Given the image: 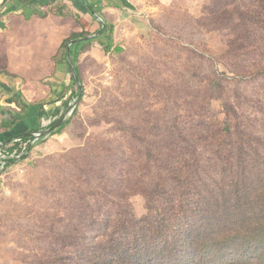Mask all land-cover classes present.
Segmentation results:
<instances>
[{
	"label": "rangeland",
	"instance_id": "1",
	"mask_svg": "<svg viewBox=\"0 0 264 264\" xmlns=\"http://www.w3.org/2000/svg\"><path fill=\"white\" fill-rule=\"evenodd\" d=\"M79 1L34 3L0 25V81L46 89L61 65L69 78L64 125L23 175L0 180V264H149L161 237L137 233L157 228V211L184 224L198 206L263 204L264 0L99 2L111 50L100 35L69 58L72 34L103 30ZM69 60L83 87L73 110Z\"/></svg>",
	"mask_w": 264,
	"mask_h": 264
},
{
	"label": "trees",
	"instance_id": "2",
	"mask_svg": "<svg viewBox=\"0 0 264 264\" xmlns=\"http://www.w3.org/2000/svg\"><path fill=\"white\" fill-rule=\"evenodd\" d=\"M85 1L88 3L87 8L100 13L96 3ZM119 1L124 7L133 8L127 0ZM77 4L80 7L78 2ZM12 9L13 6L9 7L7 13ZM106 24V29L102 30L100 35L104 36L108 43L102 42L101 46L105 52H109L112 42L107 32L110 27ZM83 36V33L72 34L64 41L62 48L68 52L70 43L78 42L71 47V54L75 57V48L80 40L87 38ZM74 67L79 73L76 64ZM261 198L263 204L258 207L236 208L234 211L226 209L221 213L204 205L198 206L190 213L192 221L184 224H177L182 216L174 221L176 216L172 217V214L169 215L166 211H157V228L150 233L145 229L137 233L143 240L150 239L151 234L153 238L161 237L160 245L147 250L151 251L149 254H155L154 257L150 256L149 264H156V256L162 258L158 264H264V197ZM217 217L222 224L216 223Z\"/></svg>",
	"mask_w": 264,
	"mask_h": 264
},
{
	"label": "crops",
	"instance_id": "3",
	"mask_svg": "<svg viewBox=\"0 0 264 264\" xmlns=\"http://www.w3.org/2000/svg\"><path fill=\"white\" fill-rule=\"evenodd\" d=\"M41 1L43 3L44 0L34 2L33 0H18L12 2V12L16 15L21 11H28L34 3L38 4ZM70 1L76 8H80L77 4L79 0ZM89 1L93 4L103 2L108 6H111V4L119 5L121 2L119 0ZM44 9H46V6ZM51 31L55 32V30ZM60 69L61 74L46 75L47 79L45 81L48 85L46 89L39 87L40 81L27 82L21 88L19 87L20 84L17 86L16 83L7 82L4 84L0 81L6 85L5 88L0 85V146L9 144L17 137H26L38 131L41 128L42 120L47 119L48 116H57V120L59 119L61 109H63L62 106L66 101L65 98H62L64 93H60V85L69 82V78H65L64 65H61Z\"/></svg>",
	"mask_w": 264,
	"mask_h": 264
},
{
	"label": "built area",
	"instance_id": "4",
	"mask_svg": "<svg viewBox=\"0 0 264 264\" xmlns=\"http://www.w3.org/2000/svg\"><path fill=\"white\" fill-rule=\"evenodd\" d=\"M11 3L10 0L6 2L0 11V25L6 24L4 16L8 14L7 10ZM56 120L57 116L43 119L41 128L38 131L26 137H17L9 144L0 146V180L5 179L9 174L18 173L23 175L25 173L33 151L50 137L51 134L45 132L51 128Z\"/></svg>",
	"mask_w": 264,
	"mask_h": 264
},
{
	"label": "water",
	"instance_id": "5",
	"mask_svg": "<svg viewBox=\"0 0 264 264\" xmlns=\"http://www.w3.org/2000/svg\"><path fill=\"white\" fill-rule=\"evenodd\" d=\"M87 7H88V3L83 0L82 1ZM91 14L96 17L101 23H102V29H106L107 27V24L104 22V20L99 16V14L95 11V10H92V9H89ZM100 35V32L95 35V36H90V37H87L85 38V40H90V39H94V38H97L98 36ZM80 41H83L80 40ZM75 43H78V42H71L70 45H69V49L71 48V46ZM68 57L70 58V50H69V53H68ZM69 64H70V67L73 71V74H74V78H75V81L79 84V87H80V94H79V97H78V100L75 102V104L72 106L71 110L75 109L78 102L82 99V96H83V87L81 85V81H80V77H79V74L78 72L75 70V67L71 64L70 60H69ZM67 120V115L65 116H62L50 129H48L45 133L46 134H52L53 132L59 130L63 125L64 123L66 122Z\"/></svg>",
	"mask_w": 264,
	"mask_h": 264
}]
</instances>
